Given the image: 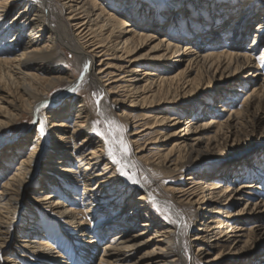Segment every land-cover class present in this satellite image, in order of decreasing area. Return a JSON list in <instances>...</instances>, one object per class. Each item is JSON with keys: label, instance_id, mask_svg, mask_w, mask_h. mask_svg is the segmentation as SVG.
<instances>
[{"label": "bare ground", "instance_id": "6f19581e", "mask_svg": "<svg viewBox=\"0 0 264 264\" xmlns=\"http://www.w3.org/2000/svg\"><path fill=\"white\" fill-rule=\"evenodd\" d=\"M215 2L202 10V20L188 22L182 7L173 15L152 1L0 0V132L24 114L45 124V134H37V146L17 167L29 136L0 147V264H78V258L97 264H264L262 252L242 256L264 239V149L242 162L198 168L241 137L264 135V46L255 57L264 15L256 16L254 0L242 9ZM255 20L252 48L243 50ZM162 31L164 37L139 55ZM223 44L225 50L217 52ZM61 50L73 56L80 79L61 68L68 64ZM194 72L197 80L190 79ZM209 79L231 83L197 109H181L179 87L200 99ZM65 81L69 87L51 97ZM90 87L95 91L82 98ZM127 101L140 111H117ZM233 105L238 109H229ZM105 121L122 128L123 141L132 147L124 162L135 165L128 170L139 183L127 181L114 166L105 138L97 134L100 123L110 127ZM47 146L49 161L37 175ZM114 147L120 158V145ZM160 171L182 172V180L163 187L152 178ZM76 184L81 194L74 193ZM29 185L36 197L24 204ZM128 186L144 190L138 200L127 195ZM61 192L86 209L69 208ZM236 203L239 208L231 211ZM138 227L148 239L134 233ZM53 230L75 243V260L54 252ZM196 243L203 244L187 259ZM99 244L106 245L99 251ZM234 255L239 256L233 260Z\"/></svg>", "mask_w": 264, "mask_h": 264}, {"label": "rangeland", "instance_id": "374dc122", "mask_svg": "<svg viewBox=\"0 0 264 264\" xmlns=\"http://www.w3.org/2000/svg\"><path fill=\"white\" fill-rule=\"evenodd\" d=\"M142 1H145V2L146 1H152L153 4L156 3V5H154V6L165 5V8L168 9V11L171 10V12H169V14H173V15L178 13V12H180V8L182 7V9L184 10V12L182 13L183 17H185V19L188 22H191V19L193 17L195 18V20H196V18H197V20H202L204 18L202 10L205 9L206 5H210L213 2H215V1H217L221 5L222 4L223 5L224 4L225 5L229 4L230 6H233V5L240 4L239 5L240 8H238V9H242L245 6H248V3L251 0H142ZM254 1H255L256 6L259 8V11L257 12L256 16L258 18H262L263 15H264V0H254ZM228 10H230V9H228ZM33 13L34 12H32L31 15ZM160 13H161V15H164V11H161ZM179 17H177L176 19H179ZM258 23L259 22L257 20L253 21L252 23H249L250 24L249 34L243 40L241 39L242 42H243L242 44L244 46L243 50L247 49L248 47H250V44L252 43L254 35H256L255 31H256ZM227 30H229V32H230L231 31V26H229L227 28ZM184 34H181V36H179V37L185 36V37L188 38V36L184 35ZM156 37L157 38H154L153 40L148 41L143 46V48L140 49V51H137V52H139L138 54L140 55V54H144V53H147L148 51H150L151 47L156 45L160 41V39H162L164 37V32L162 31V33L157 34ZM173 41H175V43H177V44H180V41H178V39H175ZM185 44H187V43H185ZM263 46H264V37L262 38L261 45H257L256 46V48H258V50L256 51L255 57H258L260 55V53H262ZM250 48H252V47H250ZM223 50H225V45L224 44L221 45V46H218L217 49H216L217 52H221ZM61 51L65 55V57L67 56V60H68V64L67 63L62 64L61 68H63V70L65 72H67V73L71 72V70H72V72L74 74V77L76 79H80L81 76L78 73L77 68L75 67V65L73 63L74 62L73 56L71 54H69L66 50H61ZM150 61H151V59H146L143 62L148 63ZM185 65L186 64L184 63L183 67ZM251 72H252L251 70H248V71H246L245 75L248 74V73H251ZM261 73H263V76H264V67H263ZM242 77L244 78L246 76H242ZM195 78H197V76H196V73L194 72L191 75L190 79L197 80ZM234 81H236V80L234 79ZM204 82H206L205 79H204ZM208 82H209V84L206 85V87H204V88L202 87V91H205V93L200 91L202 93V97H203V98H201V96L198 97L200 99H197L196 96H194L196 92L192 96L191 95H186L185 94L186 92L182 91L184 87H182V88L179 87V89H178L179 90V96L181 95V97H179V103L182 104V106H180L181 109H183V107H188V108L190 107V108H193V109L194 108L197 109V107L204 105L206 102L211 100L214 96L215 97L221 96L223 93L220 94V92H218V91H220V88H224V86L226 87L227 84L231 83V82H225V81L216 82V81H212V79H209ZM232 85H234V83ZM68 87H69V83L68 82H66V81L62 82L59 86L55 87L52 90L50 96L51 97L58 96L63 91H65ZM90 88H89V91L87 93H82V98H84V96L90 97V94L95 91V89H93V88L90 89ZM196 90L198 91V89H196ZM241 100H238L237 103H239V102L241 103ZM226 104H228V103H226ZM77 105H78V102H76L75 106H77ZM128 105H129L128 101L125 102V103H122L121 106L117 109V111H121V110H132V111H136V112H138V110L140 111V109H138V108H136V109L130 108V107H128ZM172 105H174V104H172ZM90 107L94 109L93 106H90ZM238 107L239 106L235 107L233 105V106H230L229 109L235 110V109H238ZM148 110L149 109H147V111ZM190 111L192 112V110H190ZM169 114L170 115L175 114V109L171 108L170 111H169ZM33 118L34 117H32L30 114L29 115L28 114H24L23 117L19 118L15 123L9 125L8 127H6L4 130H2L0 132V147H6L8 144H12L15 141L19 140L20 138H22L24 136H27V135L30 138L29 142L25 145L22 157L19 158L17 164L16 163L13 164V168L17 167L18 163L22 160V158H24L25 156L28 155V153H29V151H30L32 146H34V145L37 146V140H36L37 138L36 137H37V134L39 133L38 130H39L40 123H37V121H35V119H33ZM201 120L202 119H198L197 120L198 124L203 122ZM74 122H75L74 117L73 116L69 117V123L72 124ZM103 125H104L103 123H100V126L102 127L101 132L102 133H106L107 129ZM121 129L122 128H119L118 130L115 131V133L117 134V136L119 138L124 140V138H125L124 137V133H123V131ZM211 134H213V133H211ZM250 137L251 136H248V137L243 136V137H241V139H239L235 143V145L227 148L223 153L217 154V155L208 156L207 158H204L203 160L200 161L198 168H201L200 170H202V169L203 170H210L212 168H215L217 166L222 165L223 163H225L227 161H231V162L234 161L235 162L236 160H238V161L242 162L244 159L251 157L254 154L253 152H255L256 150L264 149V135L262 137H260V134H257L253 138H250ZM47 142H48V144H51V141L47 140ZM140 145L142 147H144L146 145V140L145 139L141 140L140 141ZM159 145H162V144H159ZM252 145H256V146L251 148ZM127 147H128V149L132 148V147H129V146H127ZM47 149H46V151H44L45 152L44 157L40 160L41 164L39 163L40 165L38 167L37 175H39L40 173H44L45 168H43L44 169V171H43L42 167H45V164L49 161V158H48L47 154H49V150L50 149H49L48 146H47ZM44 152H43V154H44ZM114 166L118 168V166L116 164H114ZM98 170L100 171V168H98ZM128 171H130V170H128ZM181 173L182 172H179V173H173L172 172L171 173L169 171L154 172L152 178L155 181L159 180L158 182L163 187H165V186L166 187H171V186L177 185V184H179V182H181L182 176H183V173L182 174ZM125 179H126V177H125ZM141 181L144 182L145 184H148L147 179H145V178H142ZM30 183L32 184V182H30ZM31 186L32 185H29V187L27 189V192H26V194H25V196L23 198L24 204H26V203H28L30 201L29 198L36 197V194H33L34 191L32 192L30 190ZM131 188H132L131 186H128L127 195L136 196V199L138 200V198H140L141 194H143L144 190L141 189V190L136 191L135 187L133 189H131ZM82 190H83L82 186L80 184H76V191L74 193L77 192V193L81 194ZM131 190H132V192L129 194L128 191H131ZM39 191L40 190H37V193ZM58 196H59V198L62 199V201L67 202L65 204L69 208L75 209L76 211L85 210L86 209V207H84V205H80L81 206L80 207L79 205L75 204V202H73L70 198L65 196L62 192L60 194H58ZM239 206H240L239 204L235 205L234 207H232L231 211L237 210L239 208ZM154 208L156 210L155 212L157 213V215L160 218H162L163 220H165L166 216L160 210H158L156 207H154ZM191 212H192V210H191ZM202 218H203V215L201 214L199 219H198V221L195 223V226H194L195 230L199 227L200 222H202ZM193 221H194V219H193ZM61 226L62 227H68L69 224H65L64 226L63 225H61ZM49 229L51 231V228H49ZM141 232H142V230L139 227L136 228L135 231H134L135 234L139 235V237L144 239V240L149 238V235H146V234L140 235ZM53 233H54L53 237H51L49 240H50V244L54 248V252L60 253L62 255V257L65 258V259H66L67 256L70 259H74L75 258L74 253H78L77 248L75 247V243H72V242L71 243H67L65 241V239H63L62 237L58 236V231L53 230ZM11 236H12V239L17 240V232H14ZM185 239L187 241H190L189 234L186 235ZM106 244H108V243H106ZM106 244H104V245L99 244V251H100V248L104 247ZM201 244H203V243H196L193 246V248L187 254V259L193 258L195 256L196 248L199 245H201ZM152 248H153V246H151L150 248H148V247L147 248H143L142 247L141 248V252L148 251V250H150ZM220 250L221 249L210 251L207 255H205V257H210V256H212L213 254H215L216 252H218ZM255 252L256 253L257 252L258 253H260V252L264 253V239L263 238H260V239L256 240L255 243H254V246L252 245L250 247V250L247 253H245L244 255H242V256L243 257H247V258H250V257L254 258V256H252L249 253H255ZM57 253H55V254L57 255ZM98 255H99L98 257H100V254H98ZM238 256L234 255V259L233 260H235ZM33 257H35V256L33 255ZM77 260L79 261V262H77L78 264H97L98 263V260L95 261V262H92V261L86 262V261H83L82 258H78ZM1 264H14V263L13 262L9 263V262H6V261L3 260V261H1Z\"/></svg>", "mask_w": 264, "mask_h": 264}, {"label": "snow or ice", "instance_id": "6c2138e0", "mask_svg": "<svg viewBox=\"0 0 264 264\" xmlns=\"http://www.w3.org/2000/svg\"><path fill=\"white\" fill-rule=\"evenodd\" d=\"M100 98L97 99L96 104L97 107L100 105ZM110 127L108 128L106 133L98 132V135H101L105 138L106 144L108 145V154L112 158L114 164L118 166L117 170L120 175L126 177L132 184L139 183L138 179L136 178L135 174L128 171L129 167H135V165L131 164L129 161L128 163L124 162V158L129 155V149L123 139L118 138L115 135V131L119 129V125H116L114 121H105ZM99 124V121H97ZM39 134L43 136L45 134V124L43 121L40 122L39 125ZM118 143L120 145L121 156L118 158L116 156V149L114 144ZM155 203V201H153ZM159 210V209H158Z\"/></svg>", "mask_w": 264, "mask_h": 264}]
</instances>
